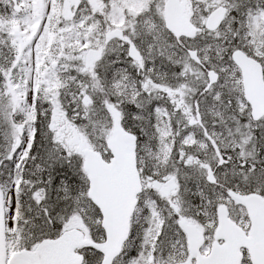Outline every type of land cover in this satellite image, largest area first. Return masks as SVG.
I'll list each match as a JSON object with an SVG mask.
<instances>
[{
    "label": "snow or ice",
    "instance_id": "6c2138e0",
    "mask_svg": "<svg viewBox=\"0 0 264 264\" xmlns=\"http://www.w3.org/2000/svg\"><path fill=\"white\" fill-rule=\"evenodd\" d=\"M0 264H264V0H0Z\"/></svg>",
    "mask_w": 264,
    "mask_h": 264
}]
</instances>
